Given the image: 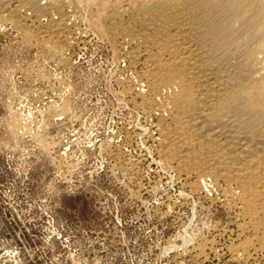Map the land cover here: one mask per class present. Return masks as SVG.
I'll return each mask as SVG.
<instances>
[{
    "label": "rangeland",
    "instance_id": "rangeland-1",
    "mask_svg": "<svg viewBox=\"0 0 264 264\" xmlns=\"http://www.w3.org/2000/svg\"><path fill=\"white\" fill-rule=\"evenodd\" d=\"M67 1L86 44L61 57L0 24V264H252L226 251L240 216L155 162L153 116L122 97L103 18L148 0ZM201 236L216 250L198 257Z\"/></svg>",
    "mask_w": 264,
    "mask_h": 264
},
{
    "label": "bare ground",
    "instance_id": "bare-ground-1",
    "mask_svg": "<svg viewBox=\"0 0 264 264\" xmlns=\"http://www.w3.org/2000/svg\"><path fill=\"white\" fill-rule=\"evenodd\" d=\"M80 8L0 0V24L61 57L85 43ZM103 22L131 72L123 99L154 118L155 162L191 193L224 197L240 216L230 258L264 264V0H148ZM216 240H194L193 255L215 251Z\"/></svg>",
    "mask_w": 264,
    "mask_h": 264
}]
</instances>
